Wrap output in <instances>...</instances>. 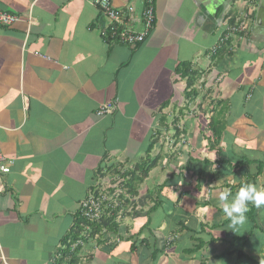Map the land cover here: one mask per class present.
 Segmentation results:
<instances>
[{"label":"crops","instance_id":"crops-1","mask_svg":"<svg viewBox=\"0 0 264 264\" xmlns=\"http://www.w3.org/2000/svg\"><path fill=\"white\" fill-rule=\"evenodd\" d=\"M92 1L0 0L19 18L0 26V154L11 162L0 175V264H55L81 202L104 190L106 165L134 169L150 144L146 177L111 190L121 196L114 233L83 243L78 264H264L257 7L245 36L220 42L244 0H153L154 28L131 48L104 40ZM109 1L136 15L143 6ZM180 64L196 77L190 98ZM108 103L115 110L98 116ZM168 122L173 152L158 140Z\"/></svg>","mask_w":264,"mask_h":264},{"label":"built area","instance_id":"built-area-1","mask_svg":"<svg viewBox=\"0 0 264 264\" xmlns=\"http://www.w3.org/2000/svg\"><path fill=\"white\" fill-rule=\"evenodd\" d=\"M245 15L234 26L226 28L220 42L227 41L233 36H245L248 32L249 19L255 8V0H244ZM153 0H143V7L139 15L135 14L133 7L128 6L123 10L114 8L109 0H93L92 5L98 11L100 19L103 21L101 32L106 39L111 42H117L125 46L134 48L141 45L144 40L149 36L154 28L153 16ZM19 18L8 13L0 12V26L8 27L18 22ZM115 110L113 104H105L99 106L96 114L98 116L109 115ZM11 162H5L0 154V175L7 174ZM1 192V186H0ZM103 191L89 192L86 200L81 202L79 206L80 214L83 219L88 222H97L102 214L104 204L107 199L103 195ZM87 230V228H86ZM82 242L78 241L70 246V252L79 246Z\"/></svg>","mask_w":264,"mask_h":264},{"label":"trees","instance_id":"trees-1","mask_svg":"<svg viewBox=\"0 0 264 264\" xmlns=\"http://www.w3.org/2000/svg\"><path fill=\"white\" fill-rule=\"evenodd\" d=\"M257 1V0H255ZM249 21H252L253 19V14H251L248 17ZM234 23V18L230 17L228 21V25L232 27ZM104 37V40L107 43H111L109 39H106L104 34H102ZM174 73L176 76H178L180 79L184 80L186 82V89H190L192 86V82L195 80V76L191 74L190 71V66L187 64H180L178 65ZM184 90V93H185ZM185 96L187 95L188 98L193 96V92L189 90L188 94H184ZM214 126L210 123L209 128H213ZM218 127V126H217ZM216 127V128H217ZM213 131H215L213 129ZM214 134V133H213ZM152 144L149 145L147 150L145 151V156L141 161L138 163L137 166L134 167V169H126L121 175L120 179L121 182H125L126 187H130L129 184L133 181H141L144 179L148 173V171L151 169V167L154 165V160L149 159V153L151 151ZM101 168L98 170V173H100ZM137 174L139 176L137 177ZM245 189V198L244 200L247 201L249 198V193L248 192V187L247 185L243 186ZM114 213V212H113ZM112 213V214H113ZM112 214L108 218H102L98 224L96 223H89L85 219L81 218L79 215H76L75 221H74V228L72 232L65 237L62 242H61V251L59 256L57 257L55 264H78L77 260V252L80 250L81 247H77L73 253L70 252V246L73 245L74 243L81 241L82 243L87 242V240L93 238L95 235H98L100 231L103 229H112V232L114 233L116 227L113 225L112 221L114 220ZM85 228L89 229V232H85ZM82 235V236H81Z\"/></svg>","mask_w":264,"mask_h":264},{"label":"rangeland","instance_id":"rangeland-1","mask_svg":"<svg viewBox=\"0 0 264 264\" xmlns=\"http://www.w3.org/2000/svg\"><path fill=\"white\" fill-rule=\"evenodd\" d=\"M160 129H161V135L158 137V140L161 142L162 150L163 149H166V150L170 149L173 152V150L176 148V146H175V143L173 142L172 138L169 137V132L171 131V132H173L171 134H174V132H175L174 130L177 128L174 126L173 122H170V123L168 122L167 124L162 125ZM178 131H179V129H178ZM170 136H172V135H170ZM179 144H181V143H179ZM164 158L168 161L167 155H164ZM111 163L106 165L105 169L103 170L102 182L100 185V187L102 189H104L103 195L106 197L107 201L104 204L100 219L97 222H89V223L98 224L102 218H108L112 214L113 211L118 209V207L121 204L120 203L121 196L119 197V193H117L118 199H116V196L114 195V193L111 190L114 188L115 190H118V192L123 193L125 191L126 180H125V182H121L120 175L126 169H129V167H126V165L118 163V162H111ZM107 188H109V190H107ZM97 192H99V191H97ZM125 193H127V192H125ZM88 195H89V193H88ZM122 203H124V202H122ZM78 215L82 218L80 213ZM85 232L88 233L89 229L87 228V230H86V228H85Z\"/></svg>","mask_w":264,"mask_h":264},{"label":"water","instance_id":"water-1","mask_svg":"<svg viewBox=\"0 0 264 264\" xmlns=\"http://www.w3.org/2000/svg\"><path fill=\"white\" fill-rule=\"evenodd\" d=\"M259 29L264 31V0H258L252 31Z\"/></svg>","mask_w":264,"mask_h":264},{"label":"bare ground","instance_id":"bare-ground-1","mask_svg":"<svg viewBox=\"0 0 264 264\" xmlns=\"http://www.w3.org/2000/svg\"><path fill=\"white\" fill-rule=\"evenodd\" d=\"M142 5H143V2H142ZM153 5V4H152ZM257 1H255V7H257ZM143 7V6H142ZM101 35H102V32H101ZM103 36V35H102ZM9 170H10V168H9ZM80 213V210H79V212H78V214Z\"/></svg>","mask_w":264,"mask_h":264}]
</instances>
